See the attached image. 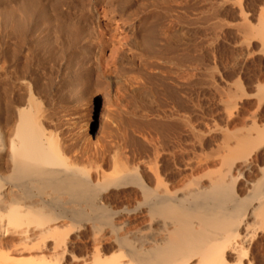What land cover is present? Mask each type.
Wrapping results in <instances>:
<instances>
[{
    "label": "rangeland",
    "instance_id": "rangeland-1",
    "mask_svg": "<svg viewBox=\"0 0 264 264\" xmlns=\"http://www.w3.org/2000/svg\"><path fill=\"white\" fill-rule=\"evenodd\" d=\"M261 21L264 0H0L1 201L10 198L24 209L50 200V190L39 196L36 189L25 192L19 181L3 179L12 171L7 149L12 128H6L13 127L16 106L27 102L63 153L84 155L79 163L84 161L92 185H108L118 167L130 179L129 171L154 164L166 168L168 185L178 187L206 172H225L233 162L226 169L239 174L235 194L249 195L251 185L264 180V140L246 159L231 142L240 134H264V39L256 31ZM79 85L85 91L76 97ZM228 159L232 162L224 164ZM133 182L120 186L124 198L109 206L119 211L113 223L131 221L136 228L140 214ZM80 201L86 206L80 207L82 214L50 222L63 226L51 234L53 240L38 239L33 220L7 224L0 208V264H52L55 255V261L62 258L57 264L78 263L96 237L88 203ZM247 226L242 232L247 262L264 264V212L249 216Z\"/></svg>",
    "mask_w": 264,
    "mask_h": 264
},
{
    "label": "bare ground",
    "instance_id": "bare-ground-1",
    "mask_svg": "<svg viewBox=\"0 0 264 264\" xmlns=\"http://www.w3.org/2000/svg\"><path fill=\"white\" fill-rule=\"evenodd\" d=\"M9 12H11V10ZM9 14L12 15L11 13ZM256 31L259 34V37L261 36L264 39L263 21H261L259 25V29H256ZM95 32L97 33V31ZM115 46L117 45L115 44ZM18 77L15 79H20ZM2 88L0 89L2 90ZM84 91H85L84 85H79L75 89L74 95L76 97H80L83 95ZM29 104L30 103L28 102L24 106L20 104L21 107L18 105L16 106L15 109L14 107H12V105L10 106L15 110L14 111L15 116H13L14 117L13 127H9V129L5 125L4 127H7L6 129L8 130V132L10 128H12L11 129L12 131L10 130L9 133L6 132V134L8 133L10 136L9 148L7 149L10 151V161H11L10 163H11L12 171L9 175H7L6 177L3 176L4 178L3 177L2 178L7 179L9 181H15V182L19 181L17 183H19V185L22 186L25 192L26 191L30 192V189H34V191L36 190L38 191L37 192L38 195L39 194L42 195L43 193L41 194V192H43L44 190L46 191L47 189L50 190L51 192L50 194L52 195L50 196L49 192L46 191L49 194L50 200L39 199L41 203L39 201H38L39 204L36 205L35 203H32L35 206L33 205L30 206L29 203L28 206L25 207L24 209H22L20 206L15 205V203L10 198H8V201H1V197H0V203H1L0 208H3L2 210L5 211V217H6L5 221L7 220V224L18 226L20 225V223L24 221L33 220L35 221L36 225H38L39 227L37 238L43 240L48 235L50 236L51 234L56 233L61 229H63L62 228L63 226L56 224L52 225L53 223L50 222H54L57 219L59 220L60 218L69 219L72 217L79 216L80 214H82L80 207L82 206L86 207L81 203H80L81 206H79L80 205L79 202H82L80 200H85L88 203L89 206V207L87 206L88 209L90 208L89 212H91V216L93 219L92 223L94 225V230H95L94 235L96 237H95L94 248H90V250L88 251H83L82 253H79L78 263L76 264H248L247 262L248 248H245L244 247L245 245L243 246L244 236L242 232H244V230L246 231L248 227L247 218L249 216L255 214L256 212L257 213L264 212V188H263L264 180H262L263 178H261L259 181L251 185L249 195L245 194V197L244 196L239 197L238 195L235 194L236 182H238L236 177L239 174H236V176H234L235 174L231 175V173H229L230 171L226 169V168L232 169L231 167L234 166L232 165L233 163L232 161H231L232 163L230 162L231 166L225 165L228 166L225 169H223L224 171L226 170L225 172L223 171L219 172L218 170H217L218 173L206 172L199 177L198 176L196 178L192 177L191 180H189L188 182L185 180L186 182H184L185 184L183 183L182 186H179V184H181L179 183L178 187L176 186L177 183H175L176 185L173 184L174 186L173 185L170 186V184L168 185V180H167L168 178L166 179V176L167 177L169 176L167 174L168 172L165 174V172L167 171L166 168L164 169L165 170L164 172L162 168H160L158 165L157 166L155 165L153 167L154 164H152V167L149 166L148 168L147 167L142 168V170H140L139 172H136L138 170L135 171L134 169L133 171L135 172L131 171L133 173L129 171L128 175L130 173L129 177H132L130 179H127L126 175L123 174L121 170L122 168L120 169L118 167V169H116L115 171L116 173H118L117 172L118 170L121 171L118 173L119 175L121 173L119 177L116 176L117 174L114 175L115 171H113V175L112 174L108 175L110 176L109 180H107L108 177L106 178L107 181L109 182L111 181L113 184H111L110 182L111 184L110 185L108 182V185L97 186L94 183L92 185L91 182L87 181V179L89 178L88 174L85 177L86 174L85 169L87 167H84L83 165L84 161H81L83 167L79 163L80 162L79 160H81V158L84 155L81 154L82 156L79 159V157L76 155H69L70 157H68L65 153H63V151L60 150L61 146L57 147L56 145L57 142L55 143L54 136H51L48 133L50 129L48 130L46 128L48 131H45L43 126H41L39 121L35 118L36 116L33 115L34 113L32 112L33 114H31L29 110ZM6 107L7 106H5L4 108L6 109ZM3 113L5 115L7 113L8 114L10 113V115H12L11 112H7V110L6 111L4 110ZM4 114H2V116ZM9 117L10 116L4 119L8 120ZM1 128H3V126ZM2 132L4 133V131ZM6 134L3 136H6ZM1 135L2 134H0V136ZM234 139H232L234 140L233 141L234 143H232L230 140L231 144L233 145L231 149L235 150L238 153L239 157L246 159L263 142L264 134L255 137L250 136L248 134H240V135H236ZM1 142L2 141H0V143ZM224 146L225 145H223V147ZM81 148L82 146L80 147V149ZM84 152H86V149ZM224 153L226 152L224 151ZM8 156H9V152H8ZM155 156L157 155L155 154ZM85 158H87L86 155ZM224 158L221 159V161H223ZM231 159L232 158H230V160ZM230 160L228 159L227 161H225L224 164H226V162ZM113 169L114 167L111 168V170ZM3 170L4 171L2 172H7V170L6 171L5 169ZM227 170L229 172H227ZM231 172L234 173L233 171ZM100 174L101 173H99V175ZM100 176L102 177V174ZM111 176L114 177L116 176L117 178L112 179ZM114 179L119 180V182H117L116 180L115 182L117 183H114L113 182ZM135 179L138 180L137 181L138 184H134L133 181H135ZM131 182H133V184L136 185V187L138 185L137 187L138 190H136L138 192L135 191L137 193V197L135 199L137 200L135 209L136 211L139 212L141 219L139 218L138 220L137 217V220L140 221L138 222L140 223V227L138 225V227L136 228L134 227L137 225L133 226L131 224L133 228L130 226L131 221L130 223L128 222L125 225L115 222L113 223V219L119 216L118 214L119 211L113 210L115 207L114 208L111 207L113 208L111 209L110 206L112 205L109 206V204H112L111 201L115 200L117 197L119 198V195L124 196L123 194L124 192H126V191L121 192V190L119 192L117 189H119L120 186L126 184L129 185V183L131 185L132 184ZM172 183H174V181ZM122 188H124V186ZM104 192H108V193L104 194ZM120 193H122V195ZM1 195L3 196V194ZM17 196L15 197L18 198ZM120 198H124V197H120ZM249 198H251V201L248 202ZM32 200H34V198ZM67 200H69V202ZM26 202H21V204ZM66 205L68 207H65ZM120 209L122 208L120 207ZM131 209L132 211L130 212H133V208ZM105 227L107 229L106 231L108 232L107 235H104L102 232L103 230L105 231ZM247 234L245 233L244 235L249 236V233ZM51 236L52 237L49 239L53 240L54 235ZM56 238L55 240L59 239L60 236L59 238L57 239ZM61 238H63V236H61ZM55 240L54 242L56 243ZM32 241H30L31 244L32 243L35 244V242ZM58 244L59 243H57V245ZM54 246L52 242V248H54ZM60 254L63 253L61 252L59 253V255ZM40 256L39 258L38 257L36 258L40 260L42 257ZM51 258L53 260L54 256ZM55 259H56V255L54 261H52L53 262L52 264H54V262L57 264V261H59L62 258H60L57 261H55ZM37 260L35 259V261ZM48 260H50V258H48ZM46 262L49 261L46 260ZM46 262H44V264H47Z\"/></svg>",
    "mask_w": 264,
    "mask_h": 264
}]
</instances>
